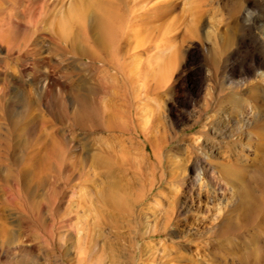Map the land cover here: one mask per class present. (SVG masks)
Masks as SVG:
<instances>
[{
	"label": "rangeland",
	"instance_id": "1",
	"mask_svg": "<svg viewBox=\"0 0 264 264\" xmlns=\"http://www.w3.org/2000/svg\"><path fill=\"white\" fill-rule=\"evenodd\" d=\"M0 7V264H264V0Z\"/></svg>",
	"mask_w": 264,
	"mask_h": 264
},
{
	"label": "bare ground",
	"instance_id": "2",
	"mask_svg": "<svg viewBox=\"0 0 264 264\" xmlns=\"http://www.w3.org/2000/svg\"><path fill=\"white\" fill-rule=\"evenodd\" d=\"M8 1V0H7ZM5 3V2H4ZM2 5V4H1ZM12 7V6H11ZM17 8V7H16ZM4 11V9H3V7H0V15H1V13ZM5 16V15H4ZM1 17V16H0ZM10 17H11V14H10ZM13 18V17H12ZM10 19V18H9ZM1 21V20H0ZM9 22V21H8ZM107 22H109V21H107ZM3 24H4V21H3ZM108 24V23H107ZM9 25V24H8ZM109 25H110V23H109ZM14 28V27H13ZM104 28H106V31L108 32L109 30H111L112 29V27L110 28L108 25H106ZM110 28V29H109ZM5 29H7V28H5ZM113 30V29H112ZM9 34V33H8ZM11 34V33H10ZM108 35V34H107ZM110 35V34H109ZM7 34L5 35V33H4V30L2 29V24L0 23V49H1V46L4 44V41H5V43H6V41H7ZM11 41V40H10ZM6 45V44H5ZM8 46V47H7ZM7 48H10V49H13V47H16L17 46V44L16 43H13V42H10V43H8L7 44ZM42 58V57H41ZM263 61V60H262ZM261 61V62H262ZM42 62V61H41ZM264 62V61H263ZM42 64V63H41ZM2 68V67H1ZM7 69V68H6ZM15 81V77H14V75L12 74V72H8V71H5V72H1L0 71V82L1 83H3V85L5 86H1L0 87V94H4L5 96H8L7 98H9V96H11L10 95V93H8L7 91H9V90H5L6 88L8 89V88H10L9 87V84L10 83H12V82H14ZM17 81V80H16ZM13 85V84H12ZM15 85V84H14ZM13 89V88H12ZM12 91V90H11ZM14 93V92H13ZM0 97H2V96H0ZM8 100V99H7ZM12 100V99H11ZM10 99H9V101L7 102L8 104H5V103H3L4 101H2L1 99H0V116L1 117H3L4 119H5V122H1V124H0V126L2 125V124H5V125H7V127L5 126V127H2V128H5L6 129V132H3L2 130L3 129H1L0 128V137H1V134L2 133H4V135L6 136L7 135V133L9 134V131H11V126L10 125H13V123L12 122H14L15 120H10V121H8V123L6 122L7 120H9V119H7L4 115H3V110H4V108H6L7 110L9 109V108H11L12 109V107L14 108L15 106H13V101H11ZM14 100V99H13ZM15 103V102H14ZM16 104V103H15ZM15 110V109H14ZM5 111V110H4ZM8 111H10V109L8 110ZM12 112V111H11ZM12 114V113H11ZM14 116V115H13ZM1 117H0V119H1ZM2 118V119H3ZM11 118H12V116H11ZM4 141V139H1L0 138V142H3ZM229 172V171H228ZM223 188V187H222ZM261 206L258 208V211L260 212L261 211Z\"/></svg>",
	"mask_w": 264,
	"mask_h": 264
}]
</instances>
